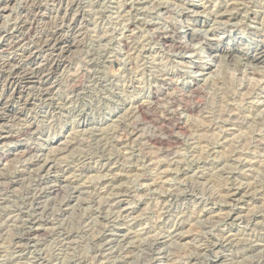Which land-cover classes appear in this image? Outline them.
<instances>
[{"label":"rangeland","instance_id":"1","mask_svg":"<svg viewBox=\"0 0 264 264\" xmlns=\"http://www.w3.org/2000/svg\"><path fill=\"white\" fill-rule=\"evenodd\" d=\"M5 1L0 0V29L4 35L0 36V44L3 41L9 42L10 39L16 41V38L13 37L15 35L13 29L17 17L24 15V12H28L29 17L25 18L27 25L26 31H23V36L25 35V40L21 41L23 44L18 43L19 45L13 50L1 49L0 62L6 63L15 60L20 63L22 60L21 64L28 66V69H34L43 63L47 69L53 67V73L45 83V88L52 89V92L49 99L44 102L43 99L37 98V92L40 91L38 88L43 86L39 78L29 75L26 80L19 83L20 85L15 84L13 83L14 73L8 68L0 67V119L2 118L0 120V177L1 174L5 178L11 174L9 178L10 181H13L10 190H8L3 184L5 181L0 180V224L2 223L0 231L5 238L1 236L0 261L10 263L14 260L15 251H17L16 239L23 235L22 223L28 222V229L31 226L30 223L36 220L40 222L42 231L45 233L65 228L61 231H71L70 233L75 235L77 233L76 237H78L75 240L77 247L71 249L72 252L70 250L64 252L65 250H58V241H56L58 238L53 235L45 242V247L43 246L46 258L43 264H62V260L63 264H70V259H78L79 256L81 259L86 258L87 264L96 262V264H187L189 263L187 257L190 255L193 259L197 256L200 260L203 259V264H211L212 261H214L213 264H229L231 261L233 264H264V193L262 194L264 190V124L262 125L264 123V74L259 73V75L262 74L261 77L254 75L252 71L254 66L258 72L264 71V58L251 64V61L242 62L241 59H233L232 56L238 54L227 56L225 53H220V56L214 59L210 57V48L204 44L207 40L214 38L220 40L221 46L225 49L235 48L241 52L246 51L250 56H254L264 49V0H250V3L242 9L236 8L238 3H242L241 0H77L78 4L72 0L75 1L73 6H69L67 0H29V2H27L28 0H10V9L3 12L2 7ZM51 1L53 2L51 3ZM230 3L236 4V7H234L235 5L234 8L232 7L234 18L231 22H227L228 20L223 22L219 16L226 12ZM38 4H40L41 10L36 8ZM230 12L231 10L227 13ZM58 13L60 17L67 18V23L72 29L61 32L63 38L65 36L64 41L71 43L75 35H80L78 38L79 41L81 40L79 46H71L61 55L64 62L60 66L54 62L57 60L56 55L60 56V51L55 52L51 58V64H46L50 53L39 49V46L30 45L31 39L35 40L41 33L52 30V24L56 21L53 17ZM32 18L33 20H31ZM174 33L186 37L194 35L201 39V42L198 39L190 43L188 41L190 49L184 52L173 49L172 44H168L169 49H165L158 41V37L168 34V36H173ZM188 37L187 40H189ZM19 39L17 40L19 41ZM211 48L213 52L214 46ZM34 49H38L37 52ZM92 59L93 62H91ZM249 64L250 67L246 68L245 66ZM243 70L248 72L245 73ZM160 71L170 74L172 77V81H168L166 86H161L162 81L154 78ZM183 86L187 87V94H191V97L181 96L179 87ZM188 86L196 89L195 92L191 93ZM154 89L163 92L160 101L154 100L152 96ZM245 91L251 93L248 94ZM245 95L248 98L241 100V96L244 99ZM171 96L184 99V104L188 107L203 104L204 108L215 113L213 115L217 116L215 118L217 122L222 121L223 117L230 119L229 114L233 112L237 114L236 121L244 124H239L241 127L232 131L217 127L199 131L200 133L195 135L198 138L200 134L199 143L186 141L183 144L176 142L163 145L152 142L150 144L143 140V137L151 132L148 122H156L159 130L166 133L165 135L183 137L188 133L173 128L172 122L165 124L161 121L163 114L160 113V110L168 106L166 103ZM139 104L146 105L144 114L148 120H145L138 135L133 136L131 142L125 141L126 134L129 133L134 121L139 120L138 115L135 114V107ZM148 104L153 106L151 105L149 108ZM158 105L159 107H157ZM9 116L10 118H8ZM189 116L190 114L185 112L182 114L183 121L188 125L189 123L195 124V122L201 124L200 117L204 124H209V120L205 116L193 117L191 115L192 118L188 119ZM19 119L21 121H18ZM252 120H255L256 124ZM124 123L127 124V128L121 131L118 126H122ZM25 124H29L31 129ZM128 126L131 127L128 129ZM27 127L29 130L26 134L18 135L19 131H23ZM115 130H117L116 133ZM9 135L13 137L11 138ZM70 138L73 140L71 139V141ZM257 138L261 142L260 146H258ZM101 139L102 141H100ZM69 141L73 142L71 154H60L59 149L64 148L66 144L70 143ZM140 141L142 142L140 143ZM203 143L209 148L203 146L202 150ZM26 146L33 150V155L32 153L25 154ZM74 149L77 151H73ZM52 151L55 152L56 157L61 158L63 155L62 159L58 158L57 161V165L62 169L66 165L76 168L75 165H80L82 160L89 161L85 169L79 171L72 169V174H66L72 181L71 184L64 181L66 176L63 177L61 172L48 173L45 171L41 174L44 177L42 178L40 173H37L38 167H35L37 171L35 168L29 170L26 167L31 159L32 161L40 160V166L47 158L54 159V152L51 155ZM14 152H18V154ZM163 152H170V154L167 156ZM69 155L70 157H68ZM63 164L65 165L63 166ZM31 171L36 172L33 174ZM41 178L44 181L41 187L46 191V196L42 197L40 204L36 207L33 205L30 194L35 192L37 182ZM113 180L116 182L115 191L108 185ZM249 183L251 187H249ZM252 185L256 186L255 189H251ZM230 186L244 188V191L231 203L228 197H225L226 189ZM118 187L119 189H117ZM256 189H259L260 192ZM59 191L60 193H58ZM115 192L116 194L124 193L121 194V203L118 206L114 202ZM246 192L247 194H245ZM221 197L224 200H221ZM60 199L63 205L60 203ZM62 200L64 201L62 202ZM51 208L53 210H50ZM256 210L255 213H259L261 216L258 214L254 216L253 212ZM225 212H227L226 215ZM45 214H49L48 217ZM16 225L17 227L21 225L19 227L21 229H15ZM87 226L91 230H88ZM176 230L182 236L172 240V234ZM104 234L107 242H99V245H94L95 243L92 241ZM223 236L226 237V240H233L227 242ZM203 242L217 247L215 246L216 248L212 252H201V254L198 247ZM233 242L235 244L232 246ZM107 244H111V247L105 248ZM219 245L221 247H218ZM194 246L198 247L194 249ZM250 246L254 251L247 250ZM96 248L98 250L100 248L104 253L103 260L95 253ZM25 249H27L26 255L29 260L33 261L34 250L31 249V253L28 246L23 247V250ZM110 249L114 252L121 251L125 256V262L119 263L122 255L107 257ZM150 249L156 252L152 250L151 252ZM189 250H192L191 254ZM68 251L70 253H67ZM150 253H153V257ZM166 253H169L168 256L171 258L164 257ZM187 253L190 255H186ZM216 255L218 259H216ZM63 257L66 259L64 260ZM67 257L70 259L68 260Z\"/></svg>","mask_w":264,"mask_h":264},{"label":"bare ground","instance_id":"2","mask_svg":"<svg viewBox=\"0 0 264 264\" xmlns=\"http://www.w3.org/2000/svg\"><path fill=\"white\" fill-rule=\"evenodd\" d=\"M23 1V0H22ZM47 1V0H46ZM59 1V0H58ZM57 1V2H58ZM76 1V4H78V2L79 1H77V0H75ZM75 1H72V0H67V4L69 5V6H73V5H75ZM242 1V3H238L237 4V7H236V4H232V3H230L229 4V6L227 7V10H226V12H224V14L223 15H220L219 16V18H220V20L221 21H227V22H231L232 21V19L234 18V14L232 13V11H233V9H232V7L234 6V7H236L237 9L238 8H241L242 9V7H244V6H246V5H248L249 3H250V0H241ZM27 2H29V0L27 1ZM26 2V3H27ZM53 1H51V3H52ZM81 2V1H80ZM129 2V1H128ZM140 3H141V1H139ZM236 2V1H235ZM38 3H40V2H38ZM42 3V2H41ZM43 3H44V1H43ZM234 3V2H233ZM10 4H11V1L9 0V1H5V3H4V5H3V7H2V11L3 12H6V11H8L9 9H10ZM13 4V3H12ZM27 4H29V3H27ZM32 4V3H31ZM35 4V3H34ZM45 5V4H44ZM61 5V4H60ZM24 6H25V4H24ZM37 6V5H36ZM43 6V5H42ZM1 7V6H0ZM21 7V6H20ZM33 7H34V5H33ZM52 7V6H51ZM50 7V8H51ZM233 7V8H234ZM29 8V7H28ZM31 8V7H30ZM38 10H41V6H40V4H38V7H36ZM55 8V7H54ZM69 8V7H68ZM226 8V7H225ZM236 8H235V10H236ZM45 9V8H44ZM53 9V8H52ZM59 9V8H58ZM72 9V8H71ZM26 10V9H25ZM67 10V9H66ZM229 10H231V12L230 13H227V12H229ZM1 11V12H2ZM28 11V10H27ZM57 11V10H56ZM55 11V12H56ZM239 11V10H238ZM67 12V11H66ZM52 13V12H51ZM24 15H20V14H17V15H20V16H18L17 18V22L16 23H14L15 24V26H14V29H13V31H15V35L13 36V37H15L16 38V41H11V39H10V41L8 42V41H3L1 44H0V51H1V49H4V50H6L5 48H7V49H9V50H13V49H15L16 47H17V45H19L18 43H20L22 40H25V35L23 36V31L26 29V25H27V22L25 21V18H27V17H29V14H28V12H24L23 13ZM41 14V13H40ZM31 15V14H30ZM66 15V14H65ZM182 15V14H181ZM61 16H63V15H61ZM165 16V15H164ZM35 17H36V14H35ZM121 17V16H120ZM223 17H225L224 19H223ZM54 19H56V21L52 24V26H53V28H52V30H50L49 32H44V33H41L40 35H38V37L35 39V40H32L31 39V44L30 45H35V46H39V49H42V50H45V51H47L48 53H50L49 54V58H47L46 59V64H49L50 62H51V58L54 56V54H55V52H57V51H60L61 53H60V56H57L56 55V59L57 60H54V62H57V64L60 66V64H62L63 62H64V60L63 59H61V55L66 51V49H68L69 47H71V46H76V45H80L81 44V40L79 41V36L80 35H75V37H73V39L71 40V43L70 42H66V41H64L65 40V36H64V38H63V35H62V33L61 32H67V31H70V30H72L71 29V26H70V24H68L67 23V18L65 19V17H60L59 16V13L55 16V17H53ZM119 18V17H118ZM53 19V20H54ZM30 20V19H29ZM31 20H33V18L31 19ZM35 21V20H34ZM50 21V20H49ZM32 22V21H31ZM234 23V22H233ZM49 24V23H48ZM150 24H152V23H150ZM28 25H30L31 26V24H28ZM33 26V25H32ZM35 26V25H34ZM151 27H154V25H151ZM35 28V27H34ZM42 28V27H41ZM40 28V29H41ZM49 28V27H48ZM149 28V27H148ZM42 30H44V29H42ZM174 30V29H173ZM26 31V30H25ZM24 31V32H25ZM28 31V30H27ZM34 31V30H33ZM40 31V30H39ZM12 32V31H11ZM80 32V31H79ZM156 32V31H155ZM174 32V31H173ZM28 33H29V31H28ZM27 33V34H28ZM38 33V32H37ZM13 34V33H12ZM30 34V33H29ZM69 34V33H68ZM170 34V33H169ZM168 34V35H169ZM199 34V33H198ZM3 34L1 33V29H0V36H2ZM7 35V34H6ZM35 35V34H34ZM155 35V34H154ZM168 35H162V36H159L158 37V41L159 42H161V44H162V46L165 48V49H169V47L170 46H168V44H172L173 46H171V47H173V49L175 48V49H177V51H186V50H188V49H190V47L188 46V41H189V43L190 42H193L195 39H198L196 36H194V35H192V36H190V37H188L189 38V40H187V37L186 36H183V35H178V34H173V36L172 35H170V36H168ZM216 35V34H215ZM4 36V35H3ZM74 36V35H73ZM18 37V38H17ZM26 37H27V35H26ZM29 37V36H28ZM36 37V36H35ZM215 37V36H214ZM3 38V37H2ZM5 38V37H4ZM7 38V37H6ZM20 38V39H19ZM216 38V37H215ZM1 39V38H0ZM17 39H19V41L17 40ZM210 39V38H209ZM144 40V39H143ZM199 41L201 40V39H198ZM147 41V40H146ZM149 41V40H148ZM25 42V41H24ZM140 42V41H139ZM201 42V41H200ZM22 43V42H21ZM28 43V42H27ZM148 43V42H147ZM147 43H145V44H147ZM187 43V44H186ZM23 44V43H22ZM21 44V45H22ZM83 44V43H82ZM207 47H209L210 48V51H211V53H210V57H212V58H214V59H216V58H218L219 56H220V53H225L227 56L230 54V55H234V54H238V55H235V56H232L233 57V59H241L242 60V62L243 61H251L250 63L252 64H254V61H260V60H262L263 58H264V49H261L259 52H257L254 56H250L249 55V53H247L246 51H239V50H237V49H225L224 47H222L221 45H222V43H221V41L220 40H216V39H210V40H207L205 43H204ZM25 46V45H24ZM65 46V47H64ZM84 46V45H83ZM212 46H214V48H213V52H212ZM31 47V46H30ZM77 47V46H76ZM138 47V46H137ZM142 47H144V46H142ZM25 48V47H24ZM23 48V49H24ZM29 48V47H28ZM37 48V47H36ZM79 48V47H78ZM83 48V47H82ZM18 49V48H17ZM35 50V49H34ZM36 50H38V49H36ZM35 50V51H36ZM135 50V49H134ZM241 50V49H240ZM243 50V49H242ZM246 50V49H245ZM33 52V51H32ZM37 52V51H36ZM89 52V51H88ZM137 52V51H136ZM139 52V51H138ZM239 52H241V53H239ZM86 53V52H85ZM176 53V52H175ZM178 53V52H177ZM4 54V53H3ZM28 54V53H27ZM33 54V53H32ZM89 54V53H88ZM180 54V53H179ZM182 54H184V53H182ZM239 54H241V55H239ZM20 55V54H19ZM59 55V54H58ZM131 55V54H130ZM177 55V54H176ZM225 55V56H226ZM23 56V55H22ZM30 56V55H29ZM87 56V55H86ZM89 56V55H88ZM21 57V56H20ZM36 57V56H35ZM90 57V56H89ZM93 57V56H92ZM91 57V58H92ZM29 58V57H28ZM30 58H31V56H30ZM177 58V57H176ZM180 58V57H179ZM4 59V58H3ZM14 59V58H13ZM26 59V58H25ZM55 59V58H54ZM93 59H94V57H93ZM93 59H92V61L91 62H93ZM132 59V58H131ZM213 59V60H214ZM6 60V59H5ZM129 60V59H128ZM22 61V60H21ZM21 61H20V63L19 62H15V60L13 61V62H6V63H3V62H0V67L1 68H8V70L10 69L11 70V72L12 73H14V75L13 76H15V79H14V82L13 83H15V84H19V83H21L23 80H26L27 79V77L29 76V75H31V76H33V77H35V78H39V81H40V83L43 85V86H39V90L40 91H38L37 92V98H40V99H43L44 100V102H45V100H48L49 98L48 97H50V93L52 92L51 90L52 89H50V88H45V83L49 80V77H50V75L53 73V71H52V69H53V67H50L49 69H47V68H45V66L43 65V63L42 64H40L38 67H36V68H34V69H28L27 67L28 66H26V65H24V64H21ZM95 61V60H94ZM90 62V61H89ZM41 63V62H40ZM248 63V62H247ZM51 64V63H50ZM53 64V63H52ZM56 64V65H57ZM38 65V64H37ZM245 65V64H244ZM32 66V65H31ZM52 66V65H51ZM55 66V65H54ZM147 66V65H146ZM250 67V64L249 65H247V66H245L246 68L247 67ZM34 67V66H33ZM243 69V68H242ZM4 70V69H3ZM7 70V71H8ZM6 71V72H7ZM244 72H245V70H243ZM251 71V70H250ZM252 71H253V74L254 75H259V73H263L264 74V71L263 70H261L262 72H258V70H257V68L254 66V67H252ZM260 71V70H259ZM166 72V71H165ZM246 72H248V71H246ZM245 72V73H246ZM86 73V72H85ZM177 73V72H176ZM158 75H157V77H154V78H157V80H160V81H162V83H160L161 84V86H166L167 84V82L168 81H172V77H171V75L170 74H166V73H164V72H162V71H160V72H158L157 73ZM182 74V73H181ZM156 75V74H155ZM243 75V74H242ZM246 75V74H245ZM249 75H250V73H249ZM262 75V74H261ZM261 75H259V76H261ZM12 76V75H11ZM244 76V75H243ZM68 77V76H67ZM185 77V76H184ZM262 77V76H261ZM263 77H264V75H263ZM8 78V77H7ZM13 78V77H12ZM177 78V77H176ZM223 79V78H222ZM13 80V79H12ZM224 80V79H223ZM34 81V80H33ZM213 82H215V81H213ZM224 82V81H223ZM221 84H222V82H220ZM185 84V83H184ZM225 84V83H224ZM20 85V84H19ZM181 85V84H180ZM192 85V84H191ZM256 85V84H255ZM258 85V84H257ZM17 86V85H16ZM177 86V85H176ZM252 86V85H251ZM254 86V85H253ZM259 86H261V85H259ZM29 87H31V86H29ZM33 87V86H32ZM243 87V86H242ZM21 88V87H20ZM34 88V87H33ZM178 88V87H177ZM188 88H189V91L191 92V93H194L195 92V90L196 89H193V87H190V86H188ZM247 88V87H246ZM254 88V87H253ZM252 88V89H253ZM18 89V88H17ZM32 89V88H31ZM37 89V88H36ZM163 89V88H162ZM221 89V88H220ZM219 89V90H220ZM251 89V90H252ZM255 89H256V86H255ZM255 89H253V90H255ZM259 89V88H258ZM261 89V88H260ZM22 90V89H21ZM155 90V89H154ZM252 90V91H253ZM24 91V90H23ZM34 91V90H33ZM179 91L182 93L181 94V96H183L184 95V97H186V98H189V97H191V94H187L188 92H187V87H185V86H183L182 88H180L179 87ZM222 91V90H221ZM220 91V92H221ZM247 91H248V89H247ZM247 91H245V92H247ZM257 91V90H256ZM255 91V92H256ZM19 92V91H18ZM22 92V91H21ZM15 93V92H14ZM32 93V92H31ZM222 93V92H221ZM248 93V92H247ZM246 93V94H247ZM251 93V92H250ZM250 93H248V94H250ZM35 94H36V91H35ZM154 95H152L153 96V98H154V100H157V101H160L161 99V96L163 95V92L162 91H160V90H155L154 91V93H153ZM33 95V94H32ZM31 95V96H32ZM74 95V94H73ZM76 95V94H75ZM19 96H21V95H19ZM35 96V95H34ZM34 96H33V98H34ZM53 96V95H52ZM60 96V95H59ZM192 96H194V95H192ZM243 96V95H242ZM242 96H241V100H246L247 98H248V96L247 95H245L243 98L244 99H242ZM18 97V96H17ZM30 97V96H29ZM174 97V96H173ZM36 98V97H35ZM52 98V97H51ZM56 98V97H55ZM67 98V97H66ZM166 98H168V97H166ZM237 98V97H236ZM54 99V98H53ZM34 100V99H33ZM52 100V99H51ZM50 100V101H51ZM55 100V99H54ZM163 100V99H162ZM41 101V100H40ZM53 101V100H52ZM168 102L166 103V104H168V106H165V104H163L165 107L163 108V109H161L160 111V113H162L163 114V116H162V119H161V121H162V123H169V122H172L173 123V128H175V129H178V130H180V131H185V132H188L187 133V135H185V137H184V135H183V137L182 136H180V135H178V136H176V135H165L164 133H162L160 130H159V127H158V125H157V123L156 122H148V124H149V130L151 131L150 132V134H148L147 136H144V133H143V140H146L148 143L150 142V144H151V142L152 143H161L162 145L163 144H167V143H171V142H176L177 144H183V143H185L186 141L187 142H196V143H199V141H198V138H199V136H200V134L198 135V138L195 136L196 135V133H198L199 131L201 132L202 130H205V129H212V128H214L215 129V127H217V128H222V129H227L226 131H232V130H235V129H237V127H239L240 125L239 124H241V123H243V122H238V121H236L237 119H235V118H237L236 117V115L237 114H235V113H233V112H231V114H229V118L230 119H224V117H223V119H222V121H215V118L217 117V116H214L213 114H215L214 112H211V111H209V110H207V108H204L203 107V104L202 105H200V106H194V107H188L187 105H185L184 104V99H182V98H179V97H175V98H172V96H171V98L170 99H168L167 100ZM154 102H156V101H154ZM20 103V102H19ZM43 103V102H42ZM58 103V102H57ZM152 103V102H151ZM158 103V102H157ZM160 103V102H159ZM186 103V102H185ZM150 104V103H149ZM148 104V105H149ZM154 104V103H153ZM152 105V104H151ZM151 105H149V108H150V106ZM163 105H161V106H163ZM51 106V105H50ZM146 105L145 104H139L137 107H135V114L136 115H138V118H139V120H135L134 121V118L132 119L133 121H134V124L133 123H130V124H133L132 125V127L131 126H128V129H129V127H131V129H130V131H129V133L128 134H126V137H125V141H130L131 142V140L133 139L132 137L133 136H135V135H138V132L140 131V129H141V126H142V124L145 122V120L147 121L148 120V118H146V116H145V114H144V110H145V107ZM153 106V105H152ZM156 106V105H155ZM207 106V105H206ZM42 107V106H41ZM43 107H44V105H43ZM66 107V106H65ZM157 107H159V105L157 106ZM3 108V107H2ZM148 108V109H149ZM73 109V108H72ZM156 109V108H155ZM208 109H210V108H208ZM159 110V109H158ZM157 110V111H158ZM214 110V109H213ZM218 110V109H217ZM227 110V109H226ZM48 111V110H47ZM2 112H3V110H2ZM182 112V113H181ZM184 112L185 113H188V114H190V116L192 115L193 117L194 116H198V115H200V116H205L206 117V119L208 118V120H209V124L208 125H206V124H204V122L201 120V117H200V122H201V124H197L196 122H195V124L194 123H189V125L187 124V123H185L184 121H183V119H182V114H184ZM230 112V111H229ZM17 113V112H16ZM218 113H219V111H218ZM223 113V112H222ZM224 113H226V112H224ZM236 113H238V112H236ZM2 114V113H1ZM8 114V113H7ZM46 114V113H45ZM217 114V113H216ZM220 114V113H219ZM240 114V113H239ZM238 114V115H239ZM207 115V116H206ZM226 115V114H225ZM189 116V118L188 119H190V118H192V117H190ZM2 117H3V115H2ZM131 117H133V116H131ZM130 117V118H131ZM218 117H220V116H218ZM239 117V116H238ZM8 118H10V116L8 117ZM15 118V117H14ZM16 118H18V117H16ZM136 118V117H135ZM2 119V118H1ZM0 119V120H1ZM5 119V118H4ZM13 119V118H12ZM11 119V120H12ZM21 119V118H20ZM18 120V121H21V120ZM25 119V118H24ZM24 119H22V120H24ZM29 119V118H28ZM34 119V118H33ZM195 119V118H194ZM196 119H197V117H196ZM195 119V120H196ZM218 119V118H217ZM216 119V120H217ZM242 120L244 119V118H241ZM255 119V118H254ZM257 119V118H256ZM131 120V119H130ZM132 120H131V122H132ZM186 120V119H185ZM194 120V121H195ZM207 120V121H208ZM251 120V119H250ZM258 120V119H257ZM10 121V120H9ZM17 121V122H18ZM197 121H198V119H197ZM252 121H254V123H255V120H252ZM260 121H262L263 122V120H260ZM124 122H126V121H124ZM191 122H192V120H191ZM200 122H198V123H200ZM203 122V123H202ZM217 122V123H216ZM6 123V122H5ZM161 123V122H160ZM259 123V122H258ZM257 123V125H259ZM2 124V123H1ZM7 124V123H6ZM10 124V123H9ZM16 124V123H15ZM32 124V123H31ZM129 124V125H130ZM244 124V123H243ZM256 124V123H255ZM264 123H262V125H263ZM4 125V124H3ZM11 125V124H10ZM26 125V124H25ZM127 125V124H126ZM126 125H125V123L122 125V126H118V129H121V131H124L127 127H126ZM6 126V125H5ZM8 126V125H7ZM22 126V125H21ZM20 126V127H21ZM26 126H29V124L28 125H26ZM242 126H244V125H242ZM264 126V125H263ZM3 127V126H2ZM30 128L29 129H31V126H29ZM143 127V126H142ZM241 127V126H240ZM262 127V126H261ZM17 128V127H16ZM7 129V128H6ZM18 129H19V127H18ZM28 127L25 129V130H23V131H19V133H18V135H24V134H26L27 132H28ZM117 129V130H118ZM117 130H115V133H116V131ZM240 130V129H239ZM119 131V130H118ZM2 132V131H1ZM30 132V131H29ZM34 132V131H33ZM32 132V133H33ZM99 132V131H98ZM199 132V133H200ZM15 133V132H14ZM35 133V132H34ZM118 133V132H117ZM123 133H126V132H123ZM230 133V132H229ZM9 134H10V132H9ZM17 134V133H16ZM29 134V133H28ZM31 134V133H30ZM6 135V134H5ZM12 135H13V133H12ZM12 135H9V137H13ZM33 135V134H32ZM93 135V134H92ZM121 135H122V133H121ZM125 135V134H124ZM140 135V134H139ZM260 135V134H259ZM8 136V135H7ZM27 136V135H26ZM117 136V135H116ZM2 137V136H1ZM9 137H7V138H9ZM20 137V136H19ZM100 137V136H99ZM114 137V136H113ZM112 137V138H113ZM119 137H121V136H119ZM138 137V136H137ZM141 137H142V135H141ZM226 137V136H225ZM74 138V137H73ZM104 138V137H103ZM202 138V137H201ZM72 138H70V140H71ZM75 139V138H74ZM97 139V138H96ZM118 139V138H117ZM121 139V138H120ZM134 139H136V138H134ZM73 140V139H72ZM71 140V141H72ZM139 140H141V139H139ZM206 140V139H205ZM245 140V139H244ZM71 141H69L70 143H68V144H66V146L64 147V148H60L59 150L61 151L60 152V154H65V153H69V154H71L70 153V151H71V148H73V142H71ZM78 142L80 141V140H77ZM99 141V140H98ZM100 141H102V139L100 140ZM111 141V140H110ZM118 141H119V139H118ZM121 141H123V140H121ZM134 141V140H133ZM132 141V142H133ZM137 141V140H136ZM201 141V140H200ZM66 142H68V141H66ZM75 142V141H74ZM97 142V141H96ZM117 142V141H116ZM120 142V141H119ZM124 142V141H123ZM142 141H140V143H141ZM209 142V141H208ZM65 143V142H64ZM134 143V142H133ZM257 143H258V146H260L261 145V142H260V140H258V138H257ZM79 144V143H78ZM91 144V143H90ZM103 144V143H102ZM112 144V143H111ZM110 144V145H111ZM116 144V143H115ZM114 144V146H116ZM119 144V143H118ZM204 144V143H203ZM29 145V144H28ZM133 145V144H132ZM135 145V144H134ZM138 145V144H137ZM63 146V145H62ZM77 146V145H76ZM106 146V145H105ZM142 146V145H141ZM199 146V145H198ZM203 146L205 147L206 145L204 144V145H202V150H203ZM211 146V145H210ZM78 147V146H77ZM121 147V146H120ZM138 147V146H137ZM197 147V146H196ZM200 147H201V145H200ZM206 147H208L209 148V146H206ZM55 149H57L56 147H54ZM131 148H133V147H131ZM139 148V147H138ZM142 148H143V146H142ZM24 149H25V147H24ZM50 149V148H49ZM52 149V148H51ZM112 149V148H111ZM210 149H212V148H210ZM209 149V150H210ZM103 150V149H102ZM117 150V149H116ZM133 150H134V148H133ZM142 150V149H141ZM19 151V150H18ZM51 151V150H50ZM73 151H77L76 149H74ZM204 151H205V149H204ZM203 151V152H204ZM23 152V151H22ZM25 154L26 153H32L33 152V150L29 147V148H27V146H26V149H25ZM23 152V153H24ZM53 152L54 151H52V153H51V155L53 154ZM57 152V151H56ZM82 152V151H81ZM117 152V151H116ZM130 152H131V149H130ZM135 152V151H134ZM168 152V151H167ZM207 152V151H206ZM15 154H18V152H14ZM73 153V152H72ZM80 153V152H79ZM86 153V152H85ZM95 153H97V152H95ZM103 153H104V151H103ZM163 153H165V152H163ZM58 154V153H57ZM131 154V153H130ZM162 154V153H161ZM170 154V152L169 153H165V155H169ZM210 154V153H209ZM20 155V154H19ZM23 155V154H22ZM32 155H33V153H32ZM37 155V154H36ZM55 157H53L54 159H52V157L49 159V158H47L46 160H44L45 162L43 163V165H41L40 166V163H39V161L40 160H34V161H32V159H31V161L29 160V162H28V164L26 165V167L27 168H29V170H31V169H34L35 167H38V169H39V171L37 172V173H40V176L42 177V173L44 172L45 173V171H47L48 173L49 172H61L62 173V176L64 177V176H66V174H68V173H70V174H72L71 173V171H72V169H74V171H76V169H77V171H79V170H82L83 168L85 169L86 168V166H87V162L89 161V160H87L86 158V160H82V162L80 163V165H78V166H76L75 165V167L76 168H72L71 166H69V165H66L65 166V168L64 169H62L60 166H58L57 165V161H58V158H60V157H56V155H55V152H54V154H53ZM105 155V154H104ZM135 155V154H134ZM24 156V155H23ZM39 156H41V155H39ZM38 156V157H39ZM48 156V155H47ZM59 156H61V155H59ZM63 156V155H62ZM62 156H61V158L60 159H62ZM85 156V155H84ZM88 156V155H87ZM110 156V155H109ZM108 156V157H109ZM22 157V156H21ZM38 157H36L37 159H38ZM42 157V156H41ZM40 157V158H41ZM46 157V156H45ZM68 157H70V155L68 156ZM72 157V156H71ZM73 157H74V155H73ZM73 157L71 158V159H73ZM80 157H82L81 155H80ZM101 157V156H100ZM19 158H20V156H19ZM25 158V157H24ZM44 158V157H43ZM76 158H77V156H76ZM78 158H79V156H78ZM89 158H90V156H89ZM105 158V157H104ZM17 159V158H16ZM63 159H65L64 157H63ZM108 159H110V158H108ZM116 159V158H115ZM43 160V159H42ZM113 160V159H112ZM117 160V159H116ZM18 161H20V160H18ZM27 161V160H26ZM62 161V160H61ZM60 161V162H61ZM91 161V160H90ZM70 162H71V160H70ZM93 162V161H92ZM107 163V162H106ZM163 163V162H162ZM26 164V163H25ZM67 164V163H66ZM76 164V163H75ZM65 164H63V166H64ZM104 165V164H103ZM88 167H89V165H88ZM97 167V166H96ZM218 167V166H217ZM25 168V167H24ZM254 168V167H253ZM102 169V168H101ZM203 169V168H202ZM251 169V168H250ZM249 169V170H250ZM264 169V168H263ZM35 170L37 171V169L35 168ZM161 170V169H160ZM198 170V169H197ZM221 170H223V169H221ZM225 170V169H224ZM251 170H253V169H251ZM250 170V171H251ZM25 171V170H24ZM28 171V170H27ZM35 171V172H36ZM32 172V171H31ZM31 172H29V173H31ZM34 171L32 172L33 174L35 173ZM73 172V171H72ZM160 172V171H159ZM158 172V173H159ZM162 172H164L163 170H162ZM161 172V173H162ZM221 172V171H220ZM22 173H23V171H22ZM36 173V174H37ZM47 173V174H48ZM233 173V172H232ZM249 173V172H248ZM15 174V173H14ZM53 174V173H52ZM69 174V175H70ZM76 174V173H75ZM80 174H81V171H80ZM223 174V173H222ZM11 175V174H10ZM9 175V176H10ZM31 175V174H30ZM44 175V174H43ZM78 175V174H77ZM164 175V174H163ZM162 175V176H163ZM201 176H203L202 174H200ZM205 175V174H204ZM6 176V175H5ZM9 176H7L6 178L4 177V176H2V174H1V177H0V180H4L5 181V183H3L4 185H5V187H6V189H8V190H10V185H12L13 184V181L11 182L10 181V178H9ZM31 176H33V175H31ZM39 176V177H40ZM46 176V175H45ZM81 176V175H80ZM159 176H161V175H159ZM161 176V177H162ZM226 176V175H225ZM229 176V175H228ZM47 177V176H46ZM70 177V176H69ZM72 177H73V175H72ZM79 177V176H78ZM235 177V176H234ZM253 177V176H252ZM37 178H38V176H37ZM42 178H44V177H42ZM42 178H41V180H39L38 182H37V185H36V190H35V192H33V193H31V191H30V195H31V200H32V202L34 203L33 205L34 206H38L39 204H40V200L42 199V197L46 194V191L45 190H43V188L41 187L42 186V182H44V181H42ZM76 178V177H75ZM196 178V177H195ZM205 178V177H204ZM237 178V177H236ZM30 179H31V177H30ZM33 179V178H32ZM35 179V178H34ZM39 179V178H38ZM113 179H115V178H113ZM158 179V178H157ZM198 179V178H197ZM111 180H112V178H111ZM159 180V179H158ZM242 180V179H241ZM32 181V180H31ZM36 181V180H35ZM64 181L67 183V182H69L70 184H71V180H70V178H68L67 176L66 177H64ZM187 181V180H186ZM197 181V180H196ZM97 182H99V181H97ZM118 182V181H117ZM160 182V181H159ZM247 182V181H246ZM252 182V181H251ZM250 182V183H251ZM31 183V182H30ZM35 183V182H34ZM107 183V182H106ZM183 183V182H182ZM198 183V182H197ZM249 183V184H250ZM253 183V182H252ZM28 184V183H27ZM45 184V183H44ZM92 184V183H91ZM235 184H236V182H235ZM255 184V183H254ZM31 185V184H30ZM101 185V184H100ZM108 185H109V187L110 188H113L112 190H114V188H115V186H116V182H115V180H113V181H111L110 183H108ZM107 185V186H108ZM211 185V184H210ZM240 185V184H239ZM24 186V185H23ZM65 186V185H64ZM69 186V185H68ZM91 186V185H90ZM97 186V185H96ZM103 186V185H102ZM105 186V185H104ZM107 186H106V188H107ZM118 186V185H117ZM190 186V185H189ZM247 186V185H246ZM253 186V185H252ZM256 186H257V184H256ZM256 186H253L251 189H255V187ZM45 187V186H44ZM47 187V186H46ZM50 187V186H49ZM89 187V186H88ZM92 187V186H91ZM108 187V188H109ZM124 187V186H123ZM244 187V186H243ZM249 187H251V184H250V186ZM258 187H259V185H258ZM31 188V187H30ZM187 188V187H186ZM224 188H227V187H224ZM35 189V188H34ZM48 189V188H47ZM67 189V188H66ZM70 189V188H69ZM68 189V190H69ZM117 189H119V187L117 188ZM188 189V188H187ZM244 189V188H243ZM243 189H241V188H236L235 186H230V187H228L227 189H226V194L227 195H225V197L227 196L228 197V199H229V201H230V203L231 202H233V201H235V199L240 195V193L242 192V191H244ZM248 189V188H247ZM246 189V191L248 192V190ZM52 190V189H51ZM51 190H49V191H51ZM63 190V189H62ZM97 190V189H96ZM115 190H116V188H115ZM114 190V191H115ZM122 190V189H121ZM128 190V189H127ZM250 190V189H249ZM257 191H259L260 192V190L259 189H256ZM262 190V189H261ZM28 191V190H27ZM88 191V190H87ZM110 191V190H109ZM182 191V190H181ZM194 191V190H193ZM193 191H192V193H193ZM4 192H6V191H4ZM52 192V191H51ZM73 192H75L74 190H73ZM124 192V191H123ZM247 192L245 193V194H247ZM250 192H251V190H250ZM58 193H60V191L58 192ZM128 193V192H127ZM176 193V192H175ZM199 193V192H198ZM264 193V190L262 191V194ZM1 194V193H0ZM3 194V193H2ZM26 195H27V193H25ZM29 194V193H28ZM114 194H116V192L114 193ZM113 194V195H114ZM121 194H124V193H117L116 194V197L114 198V202L116 203V205L118 206V205H120V203H121V201H120V198L122 197L121 196ZM174 194V193H173ZM177 194H179V193H177ZM256 194V193H255ZM4 195V194H3ZM22 195V194H21ZM59 195V194H58ZM57 195V196H58ZM67 195V194H66ZM66 195H65V197H66ZM68 195H69V192H68ZM71 195V194H70ZM217 195H219V194H217ZM249 195V194H248ZM254 195V194H253ZM253 195H252V197H253ZM25 196V195H24ZM29 196V195H28ZM27 196V197H28ZM46 196V195H45ZM56 196V195H55ZM62 197L64 196V195H61ZM127 196H129V195H127ZM173 196V195H172ZM176 196V195H175ZM257 196V194L255 195V197ZM59 197V196H58ZM64 197V198H65ZM103 197V196H102ZM113 197V196H112ZM174 197V196H173ZM172 197V198H173ZM177 197V196H176ZM196 197H197V195H196ZM254 197V198H255ZM30 198V197H29ZM63 198V199H64ZM178 198V197H177ZM210 198V197H209ZM25 199V198H24ZM62 199V198H61ZM61 199H60V203H61ZM66 200H67V198H65ZM196 199V198H195ZM217 199V198H216ZM23 200V199H22ZM47 200V199H46ZM53 200V199H52ZM112 200V199H111ZM218 200H220V198H218ZM221 200H224V198L223 197H221ZM2 201V200H1ZM54 201V200H53ZM64 200H62V202H63ZM113 201V200H112ZM42 202V201H41ZM113 202V203H114ZM224 202V201H223ZM59 203V204H60ZM65 203V202H64ZM3 204V203H2ZM24 204V203H23ZM45 204V203H44ZM62 204V203H61ZM93 204V203H92ZM224 204V203H223ZM1 205V204H0ZM48 205V204H47ZM49 205H51V204H49ZM55 205V204H54ZM63 205V204H62ZM226 205V204H225ZM43 206V205H42ZM58 206V205H57ZM60 206V205H59ZM47 207V206H46ZM66 207V206H65ZM48 208V207H47ZM119 208V207H118ZM2 209H3V206H2ZM39 209V208H38ZM45 208L43 207V210H44ZM49 209V208H48ZM47 209V210H48ZM56 209V208H55ZM98 209V208H97ZM259 209V208H258ZM264 209V208H263ZM41 210V209H40ZM46 210V211H47ZM50 210H53L52 208L50 209ZM49 210V211H50ZM107 210V209H106ZM259 210H262V209H259ZM3 211V210H2ZM5 211H6V209H5ZM27 211V210H26ZM48 211V212H49ZM185 211V210H184ZM24 212V211H23ZM30 212V211H29ZM39 212V211H38ZM42 212V211H41ZM40 212V213H41ZM44 212V211H43ZM42 212V213H43ZM52 212V211H51ZM91 212V211H90ZM255 212H257V210L256 211H254L253 213H254V216H255V214H258V216H261V215H259V213H255ZM260 212V211H259ZM262 212V211H261ZM30 213H32V212H30ZM201 213V212H200ZM226 213L227 212H225V215H226ZM2 214H3V212H2ZM25 214V213H24ZM53 214V213H52ZM167 214V213H166ZM165 214V215H166ZM229 214V213H228ZM264 214V213H263ZM262 214V215H263ZM4 215V214H3ZM21 215H22V213H21ZM39 215V214H38ZM43 215V214H42ZM46 215V214H45ZM47 215H49V214H47ZM46 215V216H47ZM116 215V214H115ZM224 215V216H225ZM11 216V215H10ZM14 216H15V214H14ZM20 216V215H19ZM37 216V215H36ZM40 216H41V214H40ZM164 216V215H163ZM228 216V215H227ZM242 216V215H241ZM250 216H251V214H250ZM253 216V217H254ZM1 217H3L2 215H1ZM17 217V216H16ZM38 217V216H37ZM42 217V216H41ZM40 217V218H41ZM48 217V216H47ZM103 217V216H102ZM114 217V216H113ZM204 217H205V214H204ZM223 217V216H222ZM6 218V217H5ZM8 218H9V216H8ZM14 218V217H13ZM45 218V217H44ZM104 218V217H103ZM208 218V217H207ZM249 218V217H248ZM248 218H247V220H248ZM255 218H257V217H255ZM254 218V219H255ZM2 219V218H1ZM4 219V218H3ZM37 219V218H36ZM92 219V218H91ZM104 219H106V218H104ZM225 219H228V218H226L225 217ZM224 219V220H225ZM18 220V219H17ZM22 220H25V219H22ZM43 220V219H42ZM48 220V219H47ZM211 220V219H210ZM223 220V219H222ZM236 220V219H235ZM250 220V219H249ZM258 220V219H257ZM1 221V220H0ZM4 221V220H3ZM5 221H6V219H5ZM13 221V220H12ZM27 221V220H26ZM50 221V220H49ZM251 221V220H250ZM164 222V221H163ZM6 223V222H5ZM15 223V222H14ZM251 223V222H250ZM2 224V223H1ZM0 224V228H1V225ZM7 224V223H6ZM11 224V223H10ZM13 224V223H12ZM263 224V223H262ZM9 225V224H8ZM15 225V224H14ZM27 225H28V222H24V223H22V230H23V235L22 236H20V237H18L17 239H16V243H15V247H16V250L17 251H15L16 252V254H15V257H14V260L12 261V262H10V263H8V262H2V261H0L1 263L0 264H37V262H38V264H43L45 261H46V258H45V255H44V251H43V249H45V248H43V246H44V244H45V242L48 240V239H50L53 235L54 236H56V238H58V240H56V241H58V250L59 251H64V252H66V250H70V252H72L71 251V249H73L74 247H77V246H75V244H76V239L78 238V237H76V235H77V233H76V235L74 234V233H70V232H65V231H61V230H65V228L64 229H61V230H55V232H47V233H45V232H43L42 230V225L40 224V222H38V221H36V220H33L31 223H30V225L31 226H29L30 228H28L27 229ZM60 225V224H59ZM215 225V224H214ZM21 226V225H20ZM19 226V227H20ZM62 226V225H61ZM8 227V226H7ZM13 227V226H12ZM19 227H17V225H16V227H15V229L16 228H19ZM49 227V226H48ZM9 228V227H8ZM88 230L90 229L88 226L86 227ZM86 228H85V230H86ZM19 229H21V228H19ZM54 229H56V228H54ZM57 229H58V227H57ZM9 230V229H8ZM18 230V229H17ZM21 230V231H22ZM50 230V229H49ZM91 230V229H90ZM179 230V229H178ZM178 230H176L173 234H172V240L173 239H179L181 236H182V234H180V233H178ZM20 231V232H21ZM47 231V230H46ZM51 231V230H50ZM93 231V230H92ZM19 232V233H20ZM90 232V231H89ZM119 232V231H118ZM3 233V232H2ZM4 233H5V231H4ZM3 233V234H4ZM100 233V232H99ZM120 233H121V231H120ZM91 234H93V232H91ZM118 234V233H117ZM7 235V234H6ZM90 235V234H89ZM94 235V234H93ZM92 235V237H94ZM1 236H2V234H1V231H0V240H1ZM91 236V235H90ZM3 237V236H2ZM5 237H7V236H5ZM87 237H88V234H87ZM106 236H105V234L102 236V237H100V238H96V236H95V238L96 239H94L92 242H94L95 244L94 245H99L100 243L99 242H105L106 241V238H105ZM170 237V236H169ZM4 238V237H3ZM5 239V238H4ZM13 239V238H12ZM223 239L224 240H226V237L225 236H223ZM241 239V238H240ZM51 240H53L54 241V239H51ZM50 240V241H51ZM108 240V239H107ZM198 240V239H197ZM205 240H207V239H205ZM233 239H228V240H226L227 242H231ZM56 241H55V243H56ZM78 241H80V240H78ZM122 241H124V240H122ZM201 241V240H200ZM107 242V241H106ZM207 242H208V240H207ZM207 242H203V244L202 245H198V246H196V247H198V251L201 253V252H207V253H209V252H212V251H214V249L217 247L216 245H213V244H210V243H207ZM210 242V241H209ZM237 242V241H236ZM1 243V242H0ZM48 243V242H47ZM46 243V244H47ZM99 243V244H98ZM132 243V242H131ZM241 243V242H240ZM243 243V242H242ZM22 244H24V245H22ZM50 244V243H49ZM51 244H53L52 242H51ZM90 244H91V242H90ZM128 244V243H127ZM155 244V243H154ZM222 244V243H221ZM235 244V242H233L231 245L233 246ZM254 244V243H253ZM257 244H258V242H257ZM14 245V244H13ZM77 245V244H76ZM78 245H79V243H78ZM102 245V244H101ZM111 244H107L106 245V247L105 248H108L109 246H110ZM223 245V244H222ZM229 245H230V243H229ZM26 246H28L29 247V249H30V252L32 251V250H34V252L32 253V255H33V261H31V260H29V258H28V256L26 255V250L27 249H25V250H23V247H26ZM53 246V245H52ZM117 246V245H116ZM130 246V245H129ZM128 246V247H129ZM216 246V247H215ZM4 247V246H3ZM45 247V246H44ZM111 247V246H110ZM112 247H113V245H112ZM140 247V246H139ZM195 247V246H194ZM196 247L194 248V249H196ZM218 247H221V245H219ZM94 248V247H93ZM14 249V248H13ZM32 249V250H31ZM80 249V248H79ZM114 250H115V248H113ZM127 249V248H126ZM152 249H153V247H152ZM152 249H150V251L152 250ZM193 249V248H192ZM237 249V248H236ZM54 250V249H53ZM55 250H56V248H55ZM54 250V251H55ZM57 250V251H58ZM76 250V249H75ZM74 250V251H75ZM77 250H78V248H77ZM114 250H112V249H110L109 251H110V253L109 254H107V257L108 256H112V255H122V257H120V262L119 263H122V262H125V256H123V253H121V251L119 252V251H117V252H114ZM128 250V249H127ZM247 250H249V251H254V249H253V247L252 246H250L249 248H247ZM56 251V252H57ZM95 251V250H94ZM152 251H154V250H152ZM151 251V252H152ZM190 251H192V250H189V252ZM44 252V253H43ZM56 252H55V254H56ZM69 251L67 252V253H70ZM154 252H156V251H154ZM223 252V251H222ZM75 253H76V251H75ZM97 255H98V257H102V260H103V252L101 251V249L99 248V250H98V248H96V252H95ZM95 253H94V255H95ZM106 253V252H105ZM198 253V252H197ZM199 253V254H200ZM206 253V254H207ZM54 254V255H55ZM74 254V253H73ZM151 254V253H150ZM153 254V253H152ZM152 254H151V256H152ZM167 254V255H166ZM166 254H164V257H167V258H171V256L169 257L168 256V254L169 253H166ZM177 254V253H176ZM190 254H191V252H190ZM189 253H187L186 255H190ZM194 254H195V251H194ZM202 254V253H201ZM201 254H200V256H201ZM205 254V255H206ZM53 255V254H52ZM53 255V256H54ZM66 255V254H65ZM64 255V256H65ZM70 255H72V254H70ZM149 255V254H148ZM170 255H172V254H170ZM185 255V254H184ZM193 255V254H192ZM30 256H31V254H30ZM62 256H63V254H62ZM67 256V255H66ZM73 256V255H72ZM85 256V255H84ZM96 256V255H95ZM150 256V257H151ZM199 256V257H200ZM217 256V255H216ZM249 256V255H248ZM59 257V256H58ZM79 257H80V259H79ZM78 257V259H70V257H69V259L71 260L70 261V264H87L86 263V261H88V260H86L85 261V259H81V256H79ZM113 257H115V256H113ZM119 257V256H118ZM146 257H148V256H146ZM153 257V256H152ZM183 257H185V256H183ZM187 257V256H186ZM185 257V258H186ZM198 257V256H197ZM195 258L194 257V259L191 257V255L189 256V257H187V262H189V263H187V264H203L202 263V260H200L199 258ZM208 257V256H207ZM225 257V256H224ZM0 259H1V257H0ZM8 259H9V257H8ZM11 259H12V257H11ZM47 259H48V257H47ZM56 259H57V257H56ZM63 259H64V257H63ZM65 259H66V257H65ZM64 259V260H65ZM67 259H68V257H67ZM68 259V260H69ZM95 259H96V257H95ZM216 259H218V256L216 257ZM244 259H245V257H244ZM4 260H6V259H4ZM10 260V259H9ZM49 260V259H48ZM58 260V259H57ZM148 259H146V261H147ZM168 260V259H167ZM206 260V259H205ZM242 260V259H241ZM115 261H117V260H115ZM153 261V260H152ZM234 261V260H233ZM49 262H50V260H49ZM92 262V261H91ZM102 262V261H101ZM109 262V261H108ZM148 262H149V260H148ZM232 262V261H231ZM229 263V264H233V263ZM235 262V261H234ZM47 263V262H46ZM58 263V262H57ZM62 264L64 263V261L62 260V262H61ZM69 263V262H68ZM97 263V262H96ZM95 263V264H96ZM112 263V262H111ZM116 263V262H115ZM144 263V262H143ZM206 263H209V262H206ZM214 263V261H212L211 262V264H213ZM236 263V262H235ZM243 263V262H242ZM67 264V263H66ZM118 264V263H117ZM131 264V263H130ZM205 264V263H204Z\"/></svg>","mask_w":264,"mask_h":264}]
</instances>
